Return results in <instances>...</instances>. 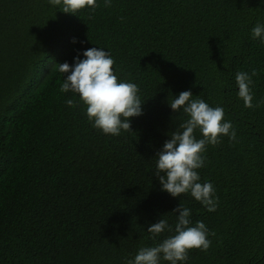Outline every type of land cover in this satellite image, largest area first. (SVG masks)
I'll list each match as a JSON object with an SVG mask.
<instances>
[{
    "label": "trees",
    "instance_id": "obj_1",
    "mask_svg": "<svg viewBox=\"0 0 264 264\" xmlns=\"http://www.w3.org/2000/svg\"><path fill=\"white\" fill-rule=\"evenodd\" d=\"M0 264H264V0H0Z\"/></svg>",
    "mask_w": 264,
    "mask_h": 264
}]
</instances>
